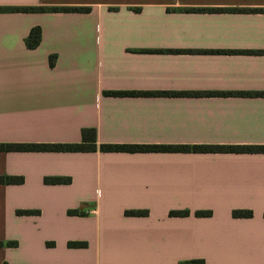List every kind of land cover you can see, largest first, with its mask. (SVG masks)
I'll list each match as a JSON object with an SVG mask.
<instances>
[{
    "label": "crops",
    "instance_id": "obj_1",
    "mask_svg": "<svg viewBox=\"0 0 264 264\" xmlns=\"http://www.w3.org/2000/svg\"><path fill=\"white\" fill-rule=\"evenodd\" d=\"M203 7L264 0H0V143L264 144V95L190 93L264 91V52L213 51L264 50V11ZM0 175L23 178L0 183V214L35 264H264V152L0 150Z\"/></svg>",
    "mask_w": 264,
    "mask_h": 264
},
{
    "label": "trees",
    "instance_id": "obj_2",
    "mask_svg": "<svg viewBox=\"0 0 264 264\" xmlns=\"http://www.w3.org/2000/svg\"><path fill=\"white\" fill-rule=\"evenodd\" d=\"M16 10H86L87 7H16ZM196 10H209V11H224V10H248V11H264V8L253 7V8H224V7H203L194 8ZM40 32L37 26L32 27L29 30L26 38L28 45H36L39 42ZM222 52H256L262 53L264 50H213ZM159 93H169L168 91H159ZM171 93V92H170ZM174 93V92H173ZM178 93H189V92H178ZM194 94H239V95H264V91H236V92H190ZM95 132L93 130L84 129L82 131V141L79 142H7L0 143V150H27V151H194V152H264V144H153V143H100L96 144ZM22 176H11V175H0V183H20ZM71 178L69 176H45L43 181L45 183H69ZM18 214H36L38 210L33 209H19ZM67 214L69 215H85V211L77 208L68 209ZM125 215H136L144 216L147 214L146 209H125ZM171 216H186L190 214L187 209H171L168 211ZM195 216H209L211 210L199 209L193 211ZM232 215L235 217H250L252 211L249 209H234ZM264 216V211H263ZM53 241H46V245H53ZM68 247H86L87 241L85 240H68ZM16 246L15 240H0V246ZM2 264H7L6 261H2ZM178 264H205L202 258H189L179 261Z\"/></svg>",
    "mask_w": 264,
    "mask_h": 264
},
{
    "label": "rangeland",
    "instance_id": "obj_3",
    "mask_svg": "<svg viewBox=\"0 0 264 264\" xmlns=\"http://www.w3.org/2000/svg\"><path fill=\"white\" fill-rule=\"evenodd\" d=\"M86 211V210H85ZM86 213V212H85ZM11 217V216H10ZM83 230L86 229V226L82 227ZM81 228V229H82ZM13 229L18 233L17 235L20 238V245L17 247H1L0 248V264L2 261H6L10 264V262L20 263V264H35V254L30 250V246L33 244L32 240H30V236L28 233L27 225L21 223L16 225L9 218L8 212H3L0 214V240L2 237H5L6 234L10 233ZM92 251L95 249L94 243L91 245ZM85 256V258H84ZM82 257L84 259L80 264H86L88 260V254H84Z\"/></svg>",
    "mask_w": 264,
    "mask_h": 264
}]
</instances>
